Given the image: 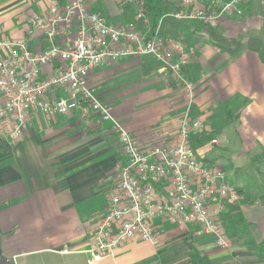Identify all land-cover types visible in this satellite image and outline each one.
I'll return each instance as SVG.
<instances>
[{
  "label": "crops",
  "instance_id": "crops-1",
  "mask_svg": "<svg viewBox=\"0 0 264 264\" xmlns=\"http://www.w3.org/2000/svg\"><path fill=\"white\" fill-rule=\"evenodd\" d=\"M63 1L0 0V36H25L29 16ZM91 9L115 23L133 20ZM245 13L252 14L251 30L259 29L264 0H250ZM180 24L185 40L197 48L186 70L195 85L192 100L151 56L97 67L90 85L143 146L176 143L186 115L204 121L205 135L215 136L195 150L205 162L222 165L242 194L223 214V223L237 232L232 238L226 230L232 246L219 247L194 225L161 217L158 244L133 241L93 261L92 238L125 157L113 121L82 103L56 117L34 112L17 140L0 122V243L13 264H264L253 246L264 240V62L248 48L223 51L205 29Z\"/></svg>",
  "mask_w": 264,
  "mask_h": 264
},
{
  "label": "built area",
  "instance_id": "built-area-1",
  "mask_svg": "<svg viewBox=\"0 0 264 264\" xmlns=\"http://www.w3.org/2000/svg\"><path fill=\"white\" fill-rule=\"evenodd\" d=\"M124 1L136 5L145 29H137L134 19L115 23L92 10L87 0H66L29 16L25 36H0V122L9 125L11 138L17 140L29 129L34 112L56 117L82 103L102 120L113 121L125 160L114 173L106 212L92 238L93 261L113 256L133 241L158 244L156 222L161 217L192 224L199 233L213 236L219 247L230 248L233 242L223 214L241 201L242 194L222 165L205 162L192 146V137L204 132V121L186 115L176 143L143 146L114 119L113 105L90 85L97 67L123 57L151 56L193 99L194 82L186 70L196 53L194 45L154 34L143 0ZM249 2L181 0L184 9L175 16L214 24L243 15Z\"/></svg>",
  "mask_w": 264,
  "mask_h": 264
},
{
  "label": "trees",
  "instance_id": "trees-1",
  "mask_svg": "<svg viewBox=\"0 0 264 264\" xmlns=\"http://www.w3.org/2000/svg\"><path fill=\"white\" fill-rule=\"evenodd\" d=\"M181 0H143L146 15L150 19V25L152 32L158 35L170 36L175 39L184 40L186 37L181 32V25L175 14L184 9L183 5L179 3ZM125 12V16L134 19L136 21L137 29H145L146 25L144 20L137 18L136 5L132 2H120ZM191 22V21H190ZM192 25L197 28L201 27L206 29L207 34L210 36L213 44L218 46L223 51L229 53H236L243 48L258 52L260 59L264 62V38L259 36H249L246 38L241 37H228L224 32L218 30L217 26L213 24L203 25L199 21H192ZM211 136L205 135L204 132L192 137V146L195 148L196 145L203 140L208 139ZM230 207H234L233 205ZM224 225L227 232L231 234V237L236 234L235 230L231 233V228L228 223L224 220ZM233 238V237H232ZM254 248L258 255L264 257V240L260 243H254Z\"/></svg>",
  "mask_w": 264,
  "mask_h": 264
},
{
  "label": "rangeland",
  "instance_id": "rangeland-1",
  "mask_svg": "<svg viewBox=\"0 0 264 264\" xmlns=\"http://www.w3.org/2000/svg\"><path fill=\"white\" fill-rule=\"evenodd\" d=\"M87 1L89 2L91 8H93V9L102 8L104 10V12L107 13L108 15H113L114 20H119V17L120 16L122 17L125 13L122 6H121V3H120V2H124V0H107V2H106V0H87ZM244 12H245V10H244ZM252 20H253L252 14H248V13L246 14L245 13L239 17H236V18H226V19H224L218 23H214L213 25L217 26L218 30L224 32L225 35H229V36L230 35H236L237 37H241V38H246L249 36H259V37L264 38V27H262V26H264L263 25L264 24V18L263 19L259 18V21H260L259 25L261 27L259 29L255 28L254 30H251L252 25L255 26V23L253 24ZM187 21H189V20H186V19L185 20H179V22H187ZM180 25H182V24H180ZM193 45L196 48L195 44H193ZM196 53H197V48H196ZM196 53H195L194 57L196 56ZM194 57H192V59ZM175 79H176V77H175ZM194 86H193V98L195 95V87ZM181 87H182V85H181ZM183 88L184 87H182V89ZM210 136L214 137L215 135L212 134Z\"/></svg>",
  "mask_w": 264,
  "mask_h": 264
},
{
  "label": "water",
  "instance_id": "water-1",
  "mask_svg": "<svg viewBox=\"0 0 264 264\" xmlns=\"http://www.w3.org/2000/svg\"><path fill=\"white\" fill-rule=\"evenodd\" d=\"M0 264H13L3 253L0 243Z\"/></svg>",
  "mask_w": 264,
  "mask_h": 264
}]
</instances>
